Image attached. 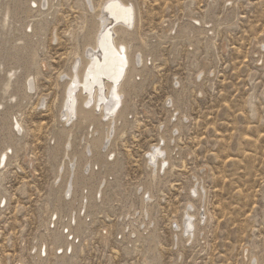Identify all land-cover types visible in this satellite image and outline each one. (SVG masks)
I'll use <instances>...</instances> for the list:
<instances>
[{"label":"rangeland","instance_id":"374dc122","mask_svg":"<svg viewBox=\"0 0 264 264\" xmlns=\"http://www.w3.org/2000/svg\"><path fill=\"white\" fill-rule=\"evenodd\" d=\"M8 1L1 0L0 6ZM134 1L145 47L157 43L156 61L149 65V77L138 80L129 123L115 140L110 161L118 166L104 188L102 207L88 214L84 234L66 263L61 262L60 244L66 208L57 194L51 195L56 169L50 153L58 131L57 84L79 52L86 11L80 0H49L48 10L32 8L30 23L39 22L46 44L33 71L36 91L22 114L23 131L17 133L10 165L0 177L7 204L9 200L0 212V264L264 263V0ZM197 22L210 31L217 28L215 34L190 38L179 33ZM10 23L6 31L0 29V62L3 36L14 28ZM28 24L17 26L31 34ZM55 33L59 40L51 41ZM23 47L20 41L12 45L21 65L30 62ZM42 98H47L46 106L38 107ZM172 102L179 134L175 147L164 135L170 185L153 213L155 232L142 234L139 241L132 235L128 244L129 230L120 231L122 208L136 203L144 158L158 143ZM98 168L101 174L104 164ZM199 174L207 176L206 203L195 202L203 215L198 227L203 235L176 244L175 227L187 203L183 189ZM59 210L50 231V216L49 226ZM40 235L47 246L42 261L33 251ZM148 235L155 252H149Z\"/></svg>","mask_w":264,"mask_h":264},{"label":"bare ground","instance_id":"6f19581e","mask_svg":"<svg viewBox=\"0 0 264 264\" xmlns=\"http://www.w3.org/2000/svg\"><path fill=\"white\" fill-rule=\"evenodd\" d=\"M9 1L0 6V29L6 31L10 20L14 27L4 34L1 41L3 55L0 62V177L2 171L10 165L17 133L23 131L22 114L29 104L31 94L36 91L33 71L36 70L38 55L46 44L35 15L38 25L30 23L34 11L32 8H50L49 0ZM80 1L86 11L85 31L81 36L79 52L76 53L72 64L62 72L60 83L57 84L58 131L54 136L55 147L50 153L56 169L51 195L57 194L58 201H62L66 208V222L60 239L61 248L64 249L61 259L63 263L67 262L69 253L75 250L78 245L76 243L84 234L90 220L88 214L96 207H102L104 188L108 187L109 180L118 166L117 161H110L115 153V140L124 135L129 123L131 97L138 88V80L149 77V65L154 63L157 57V43L150 49L145 47V41L140 34L138 6L134 0ZM27 20V27L35 28L32 27L31 34L22 32L17 26ZM197 24L181 29L177 27V31L179 29L180 34H187L191 38L195 34H215L217 29L212 28L210 31L207 27L202 28L200 22ZM174 30L176 31V27ZM58 40V34H52L51 41ZM19 41L25 44L23 49L28 51L30 56V62L24 65H21L16 55L17 49H12V45ZM203 74L204 71L198 77L199 82ZM46 103L47 98H42L38 107H45ZM171 107L163 129L160 128L158 143L150 147L144 158V176L136 195V203H126L122 208L124 221L120 231L126 233L129 230L126 237L128 244L133 243L132 235L136 236L135 241H139L142 234L156 230L153 213L171 176L169 143L164 135L169 136L175 147L179 134L177 107L173 102ZM76 140L77 146L74 148ZM100 163L104 164V168L101 174H98ZM206 177L200 174L193 177L191 183L183 189L187 203L175 227L176 244L195 241L198 236L203 235V229L198 228L203 215L201 218V211L196 209L195 202L202 206L206 203ZM6 205L7 197L0 185V208ZM60 212H54L55 221L58 214L62 213ZM55 221L51 222L54 226ZM43 238V235H40L34 240L33 251L36 252L38 261H42V257L46 256L47 246ZM147 240L149 252H155L156 244L152 235H148Z\"/></svg>","mask_w":264,"mask_h":264},{"label":"built area","instance_id":"2783aa9c","mask_svg":"<svg viewBox=\"0 0 264 264\" xmlns=\"http://www.w3.org/2000/svg\"><path fill=\"white\" fill-rule=\"evenodd\" d=\"M8 204H9V200H8ZM8 204H7L4 208H2L0 212H2V211L8 206ZM51 215H52V214H51ZM50 220H51V216H50ZM50 220H49V222H50ZM53 220H54V218H53ZM54 221H55V220H54ZM49 222H48V230H50V231L55 230L54 227H53V224H52L51 226H49ZM58 226H59V224H58ZM58 226H57V227H58ZM60 226L62 227V225H60ZM57 227H56V228H57ZM59 252H60V250L58 251V253H59ZM48 257H50V252H49V251H48L47 258H48ZM54 259H55V257H54Z\"/></svg>","mask_w":264,"mask_h":264},{"label":"snow or ice","instance_id":"6c2138e0","mask_svg":"<svg viewBox=\"0 0 264 264\" xmlns=\"http://www.w3.org/2000/svg\"><path fill=\"white\" fill-rule=\"evenodd\" d=\"M117 7H119V5H116ZM118 99V98H117Z\"/></svg>","mask_w":264,"mask_h":264},{"label":"water","instance_id":"95a60500","mask_svg":"<svg viewBox=\"0 0 264 264\" xmlns=\"http://www.w3.org/2000/svg\"><path fill=\"white\" fill-rule=\"evenodd\" d=\"M111 28V27H110Z\"/></svg>","mask_w":264,"mask_h":264}]
</instances>
